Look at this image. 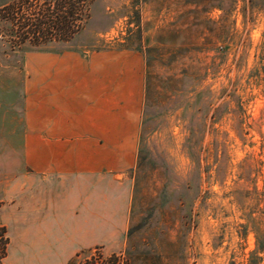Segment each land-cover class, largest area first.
<instances>
[{"label":"rangeland","instance_id":"1","mask_svg":"<svg viewBox=\"0 0 264 264\" xmlns=\"http://www.w3.org/2000/svg\"><path fill=\"white\" fill-rule=\"evenodd\" d=\"M87 14L71 39L38 45L12 41L0 16V68L64 52L113 77L129 118L108 141L132 161L125 231L63 264L113 253L127 264H264V0H91ZM9 188L0 177L5 226ZM7 236L3 262L34 264Z\"/></svg>","mask_w":264,"mask_h":264},{"label":"crops","instance_id":"2","mask_svg":"<svg viewBox=\"0 0 264 264\" xmlns=\"http://www.w3.org/2000/svg\"><path fill=\"white\" fill-rule=\"evenodd\" d=\"M87 70L68 64L64 52L43 53L25 69L0 68V136L13 143L0 148V177L10 179L6 228L16 255L34 264L114 245L128 223L132 184L124 171L132 161L108 141L125 136L129 118L120 85ZM83 137L104 140L82 145Z\"/></svg>","mask_w":264,"mask_h":264},{"label":"trees","instance_id":"3","mask_svg":"<svg viewBox=\"0 0 264 264\" xmlns=\"http://www.w3.org/2000/svg\"><path fill=\"white\" fill-rule=\"evenodd\" d=\"M91 0H10L0 7V16L13 27L12 41L44 44L67 41L84 25ZM7 228L0 223V264L7 255ZM83 251V250H82ZM81 251L77 252L78 255ZM67 264H74L68 262ZM77 264H127L119 255H90Z\"/></svg>","mask_w":264,"mask_h":264}]
</instances>
